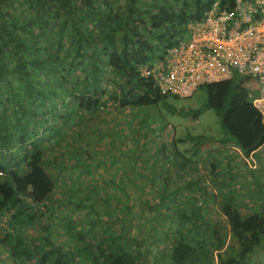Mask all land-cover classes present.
I'll use <instances>...</instances> for the list:
<instances>
[{
  "label": "trees",
  "instance_id": "trees-1",
  "mask_svg": "<svg viewBox=\"0 0 264 264\" xmlns=\"http://www.w3.org/2000/svg\"><path fill=\"white\" fill-rule=\"evenodd\" d=\"M213 1L0 0V264H264V206L218 184L217 161L231 179L244 177L240 166L213 150L221 156L206 173L219 186L204 197L198 176L209 177L191 169L209 141L174 131L167 145L168 123L146 110L186 112L143 68ZM205 87L215 88L206 106L223 128L216 144L245 157L258 150L264 121L247 82L233 76ZM104 135L113 140L100 158L93 145ZM116 172L126 178V203L113 194L119 176L102 185L95 174ZM145 186L155 199H143ZM79 208L77 218L58 214Z\"/></svg>",
  "mask_w": 264,
  "mask_h": 264
},
{
  "label": "built area",
  "instance_id": "built-area-1",
  "mask_svg": "<svg viewBox=\"0 0 264 264\" xmlns=\"http://www.w3.org/2000/svg\"><path fill=\"white\" fill-rule=\"evenodd\" d=\"M186 36L143 73L162 93L179 98L242 77L264 121V0H214L187 24Z\"/></svg>",
  "mask_w": 264,
  "mask_h": 264
},
{
  "label": "rangeland",
  "instance_id": "rangeland-1",
  "mask_svg": "<svg viewBox=\"0 0 264 264\" xmlns=\"http://www.w3.org/2000/svg\"><path fill=\"white\" fill-rule=\"evenodd\" d=\"M184 38L186 39L187 36H184ZM214 90H215L214 87H201L190 97L175 99V103L179 107H183L184 110L186 111V112H184V114L171 113V112L166 111L162 108L149 107L146 109L147 112H149L153 115L152 120H154V123L155 122H156V124H158V123L167 124L168 123V127L164 131L161 132L163 140H164V142L167 143V145H169L168 143L170 142V139H171L170 137L174 131L176 132L177 135H181L183 133L187 134L188 132H190L192 134H202L209 141L207 148L211 152L210 151L205 152V153L199 154L196 157H193L194 161L196 163L197 162H199V163H197V164L195 163L196 170L191 169L192 175H195L194 173H199L200 175L206 173L208 170L207 167H209L210 162L216 161L217 158H219V156H221V154L219 155V153L217 151H213V150H216V147H217L215 140H217V137H220L221 135H223V128L221 127L220 122H219V118L216 115V113L214 112V110L212 108H208L206 106L208 103L209 94L213 93ZM192 112L198 113V116L196 119H194L191 116ZM114 114H116V113L114 112ZM100 116H101V118H103L102 115H100ZM105 117H108V116H105ZM121 117L123 119H125V116H123L122 114H121ZM122 118H120V119H122ZM104 130H105V128H104ZM106 131L107 130H105V132ZM127 132L128 131H125V133H127ZM149 136L151 138H153V142H156L158 140L155 131L151 132L149 134ZM107 138H108L109 142L111 140H113V138L111 136L104 135V138L100 139L99 143L97 141V143H94V145H93V149L98 152L97 156L100 158H102V156L105 153H107L108 148L106 150H105V148L102 150V147L104 146V144H106L105 142H106ZM138 141H142V139L139 137ZM123 147L125 148L126 145ZM110 149L115 150L116 148L113 146ZM114 150H111V152L113 153ZM151 150H149L147 152L151 153L150 152ZM226 151L228 152L227 153L228 158H231L229 160L231 166H236V163L238 164V166H240V163L242 164V162L236 157V155L233 153V151H231V150H226ZM229 152L232 154H229ZM126 163H127L126 158H124V156H122L118 166L120 168L126 167L125 166ZM217 165H218L217 167L220 168L218 173L223 171V174L219 175V181L220 182L218 181L219 183L218 182L217 183L225 185V186H223V188L226 189V192H227L226 195L229 193V191H232L233 194H235V192L239 193V191L243 190V192H242V194L244 195V197L242 196L243 199L247 200L250 198L251 200L249 199L247 201H248V203L253 204V207H256V205H259V206L261 205V208H263L264 205L260 202L264 200V185H262L263 183L261 184L260 182H264V176L260 177V178L256 177V179H255L253 176V173H250V170L248 168H242L245 171L243 173L244 177L239 178L238 173H236V171H235V172H232L234 177L231 179V178H229L228 173H226L223 170V168H226L225 170L227 171L228 165L223 164L222 161H217ZM242 166H244V165H242ZM232 168H234V167H232ZM113 170H115V169H113ZM239 172H240V170H239ZM116 173H105L106 175H104L102 173H95V174H96L98 180L102 182V185H105L106 181H108L107 180L108 175L110 178H112V176H119L117 179L116 178H113V179H114V181L121 183V187L119 189L117 188V190L115 189L113 191V194H115L116 197L118 194L121 197V200L123 201V203H126V202H124L125 201L124 199H125L127 189H125L126 187L122 183V181L124 183L126 182V178L123 177V174H122L123 172L122 173L116 172ZM206 174H207V177H209V181H205V179L198 176V183H199V186L202 187L201 190L204 193V197H205V194L209 195L213 189H217L219 186V185L218 186L213 185V184H217V183H215V181L211 177L212 176L211 173H206ZM262 174L264 175V170H263ZM180 176H181V173H177L175 177L177 179ZM211 185H212V187H211ZM241 185L244 186L243 187L244 189H241ZM143 188L146 190V192L143 194H142L140 189H136V190L134 189L132 191H135L136 194L138 192V195L142 194L143 199H147L150 197L155 199V194H154L155 192L150 190L149 186H145ZM105 189H108V188L105 187L104 190ZM246 189H248V190H246ZM116 191H117V193H116ZM216 191H218V190H216ZM65 192L67 193V191H65ZM109 192H110V190H109ZM70 193H73V192L71 191ZM258 195L260 197L262 196V199H260L261 201L259 199L257 200L256 197ZM210 196H212V195H210ZM252 197H253V199H252ZM60 202L58 200H56V202L52 203V205L56 206ZM62 204L63 203H60L58 205H60L61 208L66 206V205H62ZM114 208H116V205H114L113 211H114V216L117 217L119 215L118 211H120V208L119 207L116 209H114ZM76 212H78V211H76ZM76 212L75 211L74 212H72V211L63 212L61 209L58 214H60L62 216L64 213V214H67L69 216L77 218L80 214H82V209H80L79 213H76Z\"/></svg>",
  "mask_w": 264,
  "mask_h": 264
},
{
  "label": "crops",
  "instance_id": "crops-1",
  "mask_svg": "<svg viewBox=\"0 0 264 264\" xmlns=\"http://www.w3.org/2000/svg\"><path fill=\"white\" fill-rule=\"evenodd\" d=\"M217 149H220L221 151H225L229 148H232V151L235 153L236 157L242 162V164L240 163V168H248V169H260L261 172H263L264 170V144L256 151L252 152L248 157H245L242 155V153L240 152V150L233 146H222L221 144L217 143ZM231 150V149H230ZM239 156V157H238ZM243 157V158H241ZM221 159H223L225 161L224 158L221 157ZM244 165V166H242ZM242 166V167H241ZM226 169V168H225ZM223 169L225 172L226 170ZM245 172L242 169V173Z\"/></svg>",
  "mask_w": 264,
  "mask_h": 264
}]
</instances>
